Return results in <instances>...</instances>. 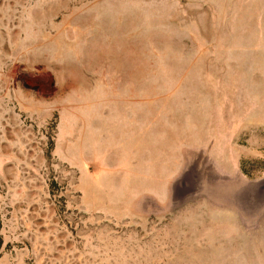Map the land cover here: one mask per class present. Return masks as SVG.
Listing matches in <instances>:
<instances>
[{
    "label": "rangeland",
    "instance_id": "rangeland-1",
    "mask_svg": "<svg viewBox=\"0 0 264 264\" xmlns=\"http://www.w3.org/2000/svg\"><path fill=\"white\" fill-rule=\"evenodd\" d=\"M0 264H264V0H0Z\"/></svg>",
    "mask_w": 264,
    "mask_h": 264
}]
</instances>
